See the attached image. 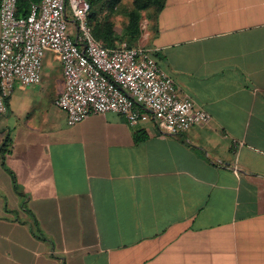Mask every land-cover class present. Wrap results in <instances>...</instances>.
Segmentation results:
<instances>
[{"label":"crops","instance_id":"crops-1","mask_svg":"<svg viewBox=\"0 0 264 264\" xmlns=\"http://www.w3.org/2000/svg\"><path fill=\"white\" fill-rule=\"evenodd\" d=\"M138 46L212 121L70 125L48 50L0 117V264H264V0H166Z\"/></svg>","mask_w":264,"mask_h":264},{"label":"built area","instance_id":"built-area-1","mask_svg":"<svg viewBox=\"0 0 264 264\" xmlns=\"http://www.w3.org/2000/svg\"><path fill=\"white\" fill-rule=\"evenodd\" d=\"M18 3L0 0V117L8 113L7 99L17 83H41L50 50L58 56L65 79L56 105L70 125L108 112L134 123L145 110L163 133L178 135L212 121L192 98L179 94L173 77L150 52L126 44L106 48L98 41L88 0H40L31 4L27 16L17 15Z\"/></svg>","mask_w":264,"mask_h":264},{"label":"trees","instance_id":"trees-1","mask_svg":"<svg viewBox=\"0 0 264 264\" xmlns=\"http://www.w3.org/2000/svg\"><path fill=\"white\" fill-rule=\"evenodd\" d=\"M91 5L89 21L94 37L106 48H119L118 42L127 40L129 47L138 46L142 36V21L145 14L152 20L165 6L166 0H134L130 9L123 5L124 0H88ZM40 0H19L17 15L27 16L32 3ZM126 9V10H125ZM126 14L127 22L124 34L119 36L116 30V14Z\"/></svg>","mask_w":264,"mask_h":264},{"label":"rangeland","instance_id":"rangeland-1","mask_svg":"<svg viewBox=\"0 0 264 264\" xmlns=\"http://www.w3.org/2000/svg\"><path fill=\"white\" fill-rule=\"evenodd\" d=\"M133 1L134 0H124L123 1V5L126 7V9H130L131 6H132ZM114 17H115V20H116L117 33H118L119 36H122L124 34V27H125L126 22H127L126 14H124V12H123L122 14L121 13L120 14H116ZM148 20L149 19L146 18V14H145L144 20L142 21V29H143L144 33L146 32V27H147V24H148ZM72 29H73V27L71 26L70 32H71ZM144 33H143V35H144ZM70 35H71L72 39H75L76 32H73ZM124 44H126L128 46V41L127 40H121V41L118 42L119 46L124 45Z\"/></svg>","mask_w":264,"mask_h":264}]
</instances>
